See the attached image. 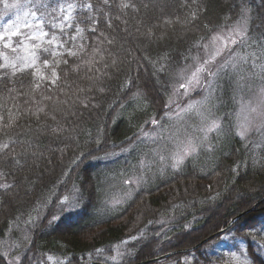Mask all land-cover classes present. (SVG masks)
<instances>
[{"label":"trees","instance_id":"obj_1","mask_svg":"<svg viewBox=\"0 0 264 264\" xmlns=\"http://www.w3.org/2000/svg\"><path fill=\"white\" fill-rule=\"evenodd\" d=\"M91 2L95 25L88 19L93 13L86 9L76 13V23L85 29L83 44L89 56L93 49H100L92 57L91 71L85 67L72 71L81 60L63 57L68 65L61 64L58 71L62 78L67 72V79L60 84L62 90L42 85L34 93L36 100L52 96L51 101H43L44 111L38 114L28 95L31 70L14 83L0 81V104L6 105L0 108L4 116L0 143H9V149L0 153V183L9 185L0 187V238L13 225L37 214L38 219L28 226L31 239L20 264H41L49 255L64 257L67 264H135L193 248L225 229L242 236L254 264H264L262 247L253 234L264 225V151L253 153L239 137L232 112L212 154L190 156L178 169L156 174L113 211L105 205V190L110 170L117 165L103 159L132 142L129 138L135 126L117 116L121 106L138 96L147 104V113L161 117L176 73L214 33L228 29L241 9L249 11L248 36L264 49V0H187V6L185 0H132L139 11L124 13L117 7L120 0H110L111 7L102 0ZM95 8L102 11L95 12ZM93 26L96 30L88 31ZM8 88L15 91L9 94ZM4 97L9 98L5 101ZM233 107L229 99L230 110ZM9 109L15 114L14 123L3 127L9 122ZM75 187L79 206L67 211L60 200ZM162 225L167 230L160 236L132 241L131 252L122 262H110L108 257L122 240ZM220 236L192 251L144 264L178 263L192 255L190 264H208L214 255L205 253L206 247ZM8 260L0 244V264H11Z\"/></svg>","mask_w":264,"mask_h":264},{"label":"snow or ice","instance_id":"obj_2","mask_svg":"<svg viewBox=\"0 0 264 264\" xmlns=\"http://www.w3.org/2000/svg\"><path fill=\"white\" fill-rule=\"evenodd\" d=\"M102 4L106 7H111L110 0H102ZM0 5H2L0 7V81L14 83L15 78L31 70L33 83L28 95L29 99L34 102L35 113L38 114L44 111L42 106L43 101H51L52 96H42L40 100H36L34 93L38 92L42 84L45 83H49L52 86H56L58 90H62L60 84L67 79L68 74L65 72L62 78L58 68L61 64L68 65V60L63 59L65 54L68 57H76L81 60L80 64L75 65L71 69L72 71H79L81 67L88 68L89 71L92 70V57H95L100 52V49H93L91 56H89V53L86 51L87 46L77 43V41L84 39L83 34L85 29L76 23V13L85 9L93 13V16L88 17V19L95 25L97 21L95 20L94 4L91 0L88 3H79L78 0H11V2L10 0H0ZM143 6L147 8L149 5L144 4ZM184 6H187V0H185ZM117 7L121 13H124L127 9H132L135 12L139 11V8L132 0H120ZM101 11L102 9L95 8V12ZM192 18H196L195 12H192ZM176 22L179 21L177 20ZM164 23L171 24L173 21L165 20ZM249 24L250 21L246 10L241 9L238 18L228 28L226 34L217 33L211 37L209 44L203 45L207 58L202 63L199 58H193L196 63L190 75H186L187 69L180 70L179 78L184 82L179 85V88L184 89L185 95L194 87L199 86L205 75L208 77L206 95L200 100L191 101L184 108L179 109L173 116H169V119L182 121L185 115L189 113L195 114L200 118L201 124L198 131L201 133V136L198 138L193 137L180 127H175V130H172L153 119L151 123L157 130L149 133L141 129L140 133L136 136L137 142L147 140L153 144H157L156 148L151 149L154 159L140 160V167L142 169H150L155 160L164 161L166 159L162 154L163 150L167 147L166 142H171L174 145V151H171L168 157L173 161L171 165L173 168H178L187 157L197 154L202 147H207L209 150L212 149L213 146L206 143L209 134L213 132L219 133L222 129L220 117L214 115L210 102L217 88L216 80L222 70L229 66L232 69H236L240 63H248L249 56H251L252 67H258L260 72H253L247 77L243 75L238 76L236 81L237 89L242 90L245 87L244 81L251 80L253 77L259 76L264 80V63L256 64L255 61L258 57L254 52L245 55L234 54L228 61L220 65L217 71L213 72L210 70V65L216 61V58L224 50L229 49L237 43L243 44L247 40ZM110 25L111 21L109 20ZM73 27L75 28L74 33L68 36V30ZM95 30L94 26L88 29V31L92 32ZM150 34L151 32H149ZM69 42H71L72 47H66ZM107 42L111 44L112 40H108ZM262 53H264V49H262ZM42 55H50L53 59L51 61L44 59L41 66ZM84 57H88V59H84ZM104 67L106 68L107 65L105 64ZM96 71H100V69L97 68ZM89 79L92 80L93 78L89 77ZM247 87L249 91L252 90L250 84ZM7 91L11 94L15 89L8 88ZM100 91H103V89L101 88ZM8 98L4 97L3 99L6 101ZM10 98L16 99L14 96ZM233 99H235V96ZM254 99L255 102H253V99L246 100L243 95L240 96L239 107L235 111L236 128L237 134L242 139L246 138L252 131L259 134L261 143L256 145V147H261L264 145V85L259 87ZM3 107H6V105L0 104V108ZM15 107L18 108V106ZM14 115L11 109H9V122L3 125V127L13 126ZM3 120L4 116L0 115V121ZM53 131H56V129H53ZM182 134L183 138H181ZM129 139L131 140V138ZM136 146L135 143H129V147L122 148L121 152L134 150ZM7 149H9V143H0V153L5 152ZM110 155L116 156L119 154L111 153ZM145 156L147 157V153H145ZM143 179V177H140L141 181ZM125 183H130V181H125ZM0 187H9V185H0ZM76 192H78V189ZM60 203L62 206H67V211H73L79 206L77 205V196L75 194L71 197H63ZM108 203L113 206L119 205L122 203V198L118 195L114 196ZM53 219H58V217H53ZM31 222L30 218L29 223ZM261 231H264V229H261ZM131 239H135V237ZM0 243L4 242L0 241ZM121 243L126 244L127 241H122ZM99 251L101 250L97 249V252ZM115 251L116 256L111 257L113 261L122 255L119 246L115 247ZM51 259L52 257L50 256L49 260ZM222 264H249V259L243 245H241L239 251L228 250L223 256Z\"/></svg>","mask_w":264,"mask_h":264},{"label":"rangeland","instance_id":"obj_3","mask_svg":"<svg viewBox=\"0 0 264 264\" xmlns=\"http://www.w3.org/2000/svg\"><path fill=\"white\" fill-rule=\"evenodd\" d=\"M11 2V0H10ZM2 7V5H0ZM248 17L249 11L245 8ZM7 19V18H6ZM228 29L218 31L214 33L212 36L216 35L217 33H224L226 34ZM74 32L68 31V36H71ZM84 39L77 41L78 44L84 42L85 40V32H84ZM211 36V37H212ZM211 37L207 39L201 47L198 49V52L191 57V62L185 65L181 69H187L186 75H190L191 70H194L196 61L193 58H199L200 62L202 63L204 59L207 58L206 50L203 47L205 44H209ZM66 47H72L71 42L66 45ZM255 53L258 59H256V64L259 65L260 63H264V53H262V48H260L256 41L252 40L249 36L247 40L241 44L237 43L236 45H232L229 49H226L222 52L220 56L216 58V61L210 65V70L215 72L217 68L224 64L225 61H228L230 57L234 54L245 55L248 53ZM65 56H67L65 54ZM64 56V57H65ZM46 59V57H41L40 64L42 66V61ZM53 59V58H52ZM52 59H48L51 61ZM180 69V70H181ZM43 70V69H42ZM180 70L176 73V80L175 83L172 85V92L169 96L167 101V109L166 111L159 115L161 117H157L155 113H147V104L138 96L134 97L129 103H124L119 112L118 117L127 118L130 121V124H134V132L133 137L131 138L132 142L135 143L137 146L134 150H130L128 152H121V149L116 150L111 153H118L119 155L113 156L109 154L103 155V159L108 161H116V167L111 171L110 177L111 179L107 181L106 184V204L108 205L110 210H117L131 197V195L139 189L142 185L146 184L149 180L156 177V174H165L170 171H173L178 168H173L171 165L173 161L168 158L169 153L174 151V145L171 142H166L167 147L163 150L162 154L166 157L164 161L155 160L153 166L148 169H142L140 167V160L141 159H154L151 149L156 148L157 144L151 143V141H143L137 142L136 136L140 133L141 129L144 132H155L157 129L151 123L153 119L159 121L165 127L171 128L175 130V127H180L182 130H186L187 134L192 135L193 137H200L201 133L198 131L200 127V118L193 113H189L184 116L182 121H177L175 119H169V116H173L179 109L184 108L187 104L194 100H200L206 95V82L208 77L205 75L201 81L199 86L194 87L189 91L187 95L184 94V89H180L179 85L184 81L179 78ZM256 72L259 73L260 69L252 67V57L249 56L248 63H240L236 69H232L231 66L222 70L219 74L218 79L216 80L217 88L215 94L210 102V107L212 108V112L215 116L220 117L221 129L223 127V123L227 120L228 114L230 112L233 113V123L236 128V118H235V111L239 107V100L240 96L243 95L244 98L253 99L255 102V95L259 87L264 85V80H262L259 76L253 77L251 80H245L244 84L245 87L242 90L237 89L236 81L238 76H248L249 74ZM251 85V91H249L247 85ZM42 85H50L49 83H45ZM235 96V99L233 97ZM229 99L233 104V109L230 110L229 108ZM167 114V115H166ZM237 131V128H236ZM221 132V131H220ZM220 132L210 133L208 140L206 141L207 144H211L213 147L209 150L207 147H202L197 154L193 156H199L204 152H208L212 154L214 146L220 143ZM240 137V136H239ZM183 138V134L181 136ZM248 144H250V148L252 149L253 153H260V151H264V145L261 147H256V145L261 143V137L255 131L250 132L246 138H244ZM123 147V146H122ZM126 145L123 148H128ZM147 153V157L145 156ZM188 158V157H187ZM186 158V159H187ZM185 159V160H186ZM184 160V161H185ZM140 177L144 179L141 181ZM125 181H130V183H125ZM0 185H6V182L0 183ZM77 188L75 187L71 194L67 195L71 197L73 194L77 196V205L79 203V192H76ZM119 196L122 198V203L119 205H111L108 201L112 200L114 196ZM63 199V198H62ZM61 199V200H62ZM60 200V201H61ZM66 206V205H64ZM67 208V206H66ZM38 219V215L35 214L31 217V223H29L30 218L23 223H17L13 225L6 235L5 238H0V241L4 243H0L2 246L3 253L8 257V261L11 264H20L23 256V252L27 248V242L31 239L30 232L28 226L34 224L35 221ZM162 221L158 224L160 225ZM264 225L258 226L253 230L254 238L258 242V244L262 247V252L264 254ZM167 230V227L162 225L160 227L155 228L153 231H148V233L140 232L138 236H134L135 239H131L132 237L126 238L122 241H127L126 244H117L119 246V250L122 255L118 256L115 261L111 259V257L116 256V251H114L113 255H110L108 258L112 263H120L123 261L125 256H127L131 250H129V243L139 238H146L150 237H157L160 234L164 233ZM227 237V238H225ZM241 245H243L247 257L249 259V264H254L246 247V242L242 238V236L235 235L231 232H223L220 238L217 241L209 243L206 247L205 253L208 255L213 254L214 258L210 259L208 264H222L223 256L228 250L239 251ZM115 249V248H114ZM101 250V249H100ZM102 252V251H99ZM98 254V253H97ZM49 256H46L45 259L42 261L41 264H67L68 260L64 257L58 256H51L52 259L49 260ZM18 258V259H17ZM88 258H92L89 256ZM192 256L184 257L180 262L175 261H168L167 264H190L192 262Z\"/></svg>","mask_w":264,"mask_h":264},{"label":"water","instance_id":"obj_4","mask_svg":"<svg viewBox=\"0 0 264 264\" xmlns=\"http://www.w3.org/2000/svg\"><path fill=\"white\" fill-rule=\"evenodd\" d=\"M248 211H250V210H247L246 212H248ZM244 213H245V212H244ZM242 214H243V213H242ZM242 214H240V215H238L236 218H234L233 221L236 220L238 217H240ZM222 231H223V230L217 232L216 234L211 235L209 238L203 240L202 242H200L199 244H197V245L194 246L193 248L183 249V250H179V251H174V252H171V253H169V254H165V255H163V256H159V257H156V258H153V259H150V260H146V261H143V262H140V263H136V264H143V263L151 262V261H154V260L160 259V258H162V257H165V256H167V255H172V254L177 253V252H183V251L193 250V249L199 247L202 243H204V242L207 241L208 239H210V238H212L213 236H215V235L221 233Z\"/></svg>","mask_w":264,"mask_h":264}]
</instances>
